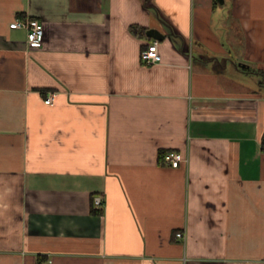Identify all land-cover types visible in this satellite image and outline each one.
<instances>
[{
    "label": "crops",
    "instance_id": "1",
    "mask_svg": "<svg viewBox=\"0 0 264 264\" xmlns=\"http://www.w3.org/2000/svg\"><path fill=\"white\" fill-rule=\"evenodd\" d=\"M263 73L264 0H0V264H264Z\"/></svg>",
    "mask_w": 264,
    "mask_h": 264
},
{
    "label": "built area",
    "instance_id": "2",
    "mask_svg": "<svg viewBox=\"0 0 264 264\" xmlns=\"http://www.w3.org/2000/svg\"><path fill=\"white\" fill-rule=\"evenodd\" d=\"M10 29H23L26 33V41L29 47L35 48L39 47L43 41L44 37V27L41 22L36 19H25V20H15L9 25ZM140 58L145 65H154L160 62V55L158 51V41H149L145 49L141 52ZM55 96V93L49 94L47 99L44 101L45 104H51ZM163 162L172 168H177L178 165L183 162L180 154L174 151H169L164 153ZM93 205L96 208L101 206V198L95 197L93 199ZM178 238L182 237L180 233L176 235Z\"/></svg>",
    "mask_w": 264,
    "mask_h": 264
},
{
    "label": "water",
    "instance_id": "3",
    "mask_svg": "<svg viewBox=\"0 0 264 264\" xmlns=\"http://www.w3.org/2000/svg\"><path fill=\"white\" fill-rule=\"evenodd\" d=\"M145 36L148 39H153L158 41H162L164 39L163 35L159 31L154 29H149L148 31H146Z\"/></svg>",
    "mask_w": 264,
    "mask_h": 264
},
{
    "label": "trees",
    "instance_id": "4",
    "mask_svg": "<svg viewBox=\"0 0 264 264\" xmlns=\"http://www.w3.org/2000/svg\"><path fill=\"white\" fill-rule=\"evenodd\" d=\"M136 32H140L142 35H144V33L146 32L144 29H137V30H135ZM264 74V73H263ZM262 145H263V147H264V137H263V139H262Z\"/></svg>",
    "mask_w": 264,
    "mask_h": 264
}]
</instances>
